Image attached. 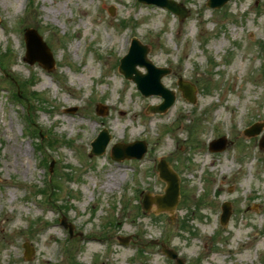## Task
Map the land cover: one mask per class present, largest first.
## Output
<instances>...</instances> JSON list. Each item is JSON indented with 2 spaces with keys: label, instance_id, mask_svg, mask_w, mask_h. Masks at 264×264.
I'll use <instances>...</instances> for the list:
<instances>
[{
  "label": "rangeland",
  "instance_id": "374dc122",
  "mask_svg": "<svg viewBox=\"0 0 264 264\" xmlns=\"http://www.w3.org/2000/svg\"><path fill=\"white\" fill-rule=\"evenodd\" d=\"M176 1L189 10L183 21L136 0H34L36 11H27L28 0H0V264H175L163 244L185 264H264V125L259 135L243 132L264 122V0L220 9ZM28 27L53 52L50 72L23 59ZM133 36L155 65L171 68L162 82L176 101L166 112H148L162 98L141 95L118 70ZM179 78L196 85V103L182 95ZM13 90L29 103L40 139L28 135L26 105ZM103 128L107 149L90 156ZM224 135L226 150L205 147ZM37 140L52 172L40 164ZM134 140H146L148 156L111 159L113 144ZM160 158L180 176L172 213L141 204L143 194L164 193L153 171ZM226 201L231 216L222 225ZM119 236L133 238L121 245Z\"/></svg>",
  "mask_w": 264,
  "mask_h": 264
},
{
  "label": "water",
  "instance_id": "95a60500",
  "mask_svg": "<svg viewBox=\"0 0 264 264\" xmlns=\"http://www.w3.org/2000/svg\"><path fill=\"white\" fill-rule=\"evenodd\" d=\"M147 3H156L161 6H166L175 13L179 14L181 17L187 16V11L184 7L178 4L174 0H140ZM228 0H211L210 5L213 7L222 6ZM26 42H27V53L25 60L30 63L39 61L45 68L52 69L54 66V59L52 52L50 51L48 45L44 41L43 37L38 33L36 29L28 28L25 32ZM148 47L141 44L137 39L133 40L131 49L129 53L122 59L121 71L127 76L132 78L138 83V87L145 94L159 93L165 98V101L154 106L151 109L163 111L169 107L175 100V95L171 90H168L161 83V77L168 73L167 68L156 67L151 60L147 57ZM140 64L147 68L148 73L142 74L136 68V65ZM180 88L182 89L184 95L191 101H195V89L185 82H180ZM261 126L254 125L251 129L246 130V134L253 135L260 132ZM110 140V134L107 130H104L93 142L91 155H99L105 151V148ZM212 146L216 149H223L226 146L225 138H222L216 142L212 143ZM264 147V142L261 143ZM146 143L144 141H136L131 144H116L112 149V156L115 159H123L125 157H137L141 158L143 153L146 151ZM161 172V177L167 181L168 187L166 193L163 196H157L156 200L160 205L163 201L167 209L172 210L178 202L179 198V182L177 175L172 172L166 162L162 161L159 165ZM154 198L149 195L146 196L145 206L149 208L152 204ZM163 204V205H164ZM162 208V206H160ZM230 210L225 207L222 219L226 222L229 218ZM173 257L177 258V254L172 250L166 249ZM32 250L27 247V257L31 258ZM179 264H183L182 260L177 258Z\"/></svg>",
  "mask_w": 264,
  "mask_h": 264
},
{
  "label": "bare ground",
  "instance_id": "6f19581e",
  "mask_svg": "<svg viewBox=\"0 0 264 264\" xmlns=\"http://www.w3.org/2000/svg\"><path fill=\"white\" fill-rule=\"evenodd\" d=\"M113 106H114V107H117V105H115V104H114ZM120 110H121V108H120ZM129 110H130V109H126V110L122 109V111H124V112H129Z\"/></svg>",
  "mask_w": 264,
  "mask_h": 264
}]
</instances>
